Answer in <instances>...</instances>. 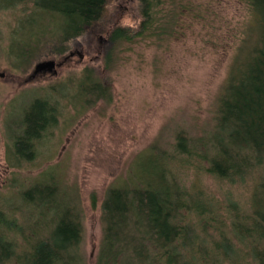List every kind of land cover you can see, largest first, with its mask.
Returning <instances> with one entry per match:
<instances>
[{
  "label": "trees",
  "instance_id": "obj_1",
  "mask_svg": "<svg viewBox=\"0 0 264 264\" xmlns=\"http://www.w3.org/2000/svg\"><path fill=\"white\" fill-rule=\"evenodd\" d=\"M109 1L0 0V9L27 6L12 33L15 59L24 63L41 52V45L63 52V43L89 27L104 31ZM136 1V27L108 28L106 69L118 44L151 37L158 28L170 32L185 6L183 0ZM166 1L169 7L157 17ZM240 1L247 4L248 32L228 57L210 121L201 136L176 129L168 144L171 152L156 151L154 145L139 156L131 173L110 183L101 203L102 236L94 264H244L247 256L253 264H264V0ZM55 88L77 111L113 98L109 82L92 67L84 68L73 85ZM61 98L35 97L22 110L10 134L11 165L35 157L38 141L57 122ZM187 158L197 160V169L229 183L250 178L249 202L243 205L227 193L226 214L221 216L222 203L209 200L201 188L194 183L188 187L178 176ZM28 181L10 203V219L0 211V264H89L81 249L82 211L76 195L49 172ZM91 204H96L94 195ZM16 210H27V217L20 220L13 215ZM38 223L45 224L41 233L24 232ZM17 236L25 244L20 245Z\"/></svg>",
  "mask_w": 264,
  "mask_h": 264
},
{
  "label": "rangeland",
  "instance_id": "obj_2",
  "mask_svg": "<svg viewBox=\"0 0 264 264\" xmlns=\"http://www.w3.org/2000/svg\"><path fill=\"white\" fill-rule=\"evenodd\" d=\"M183 1L184 8L175 9L176 14L177 10L181 13L178 11V23H172L170 32L158 28L151 37L118 44L107 69L103 58L108 45L90 40L86 32L63 43V52L41 45V52L24 63L18 62L10 49L11 39L17 18L28 12L27 6L0 9V211L8 219L10 203L15 202V194L28 180L45 172L57 175L65 191L78 199L83 224L81 249L86 261L94 264L102 236L101 203L110 183L131 173L139 156L154 145L159 147L156 151L171 152L168 144L176 129H191L194 136L202 135L225 80L228 57L248 32L250 16L245 1ZM168 7L167 1L160 4L162 11L157 17ZM103 18V35L113 24L136 27L140 20L137 1L110 0ZM79 41L81 58L70 53ZM44 61L52 63L51 68L34 74L37 63ZM86 67L95 68L109 82L113 98L77 111L55 87L73 85ZM47 96L61 98L57 122L38 141L35 157L14 167L10 164L11 131L33 98ZM196 161L187 158L178 176L188 187L194 183L201 188L209 200L222 203L221 216L226 214L223 196L227 193L243 205L249 202L253 186L250 178L245 183H229L197 169ZM92 195L96 197L95 206L91 204ZM27 213L16 210L13 215L21 220ZM38 224L25 227L24 232L41 233L45 224ZM16 239L20 245L25 244L20 236ZM243 263L253 264L249 256Z\"/></svg>",
  "mask_w": 264,
  "mask_h": 264
},
{
  "label": "flooded vegetation",
  "instance_id": "obj_3",
  "mask_svg": "<svg viewBox=\"0 0 264 264\" xmlns=\"http://www.w3.org/2000/svg\"><path fill=\"white\" fill-rule=\"evenodd\" d=\"M85 32L90 36V40H93V39L94 40H98V41L101 42L100 43L101 45H103V44L104 45H108L110 43L108 38H107L108 32L106 33L107 35H103L101 31H99V32L95 31L94 27H89ZM81 48H82L81 42L80 41L76 42L75 43V48L73 50H71L70 53H72V54L76 53L81 58L82 55H83L82 52L80 51ZM104 52H105V50H104ZM70 53H68L69 56H71ZM103 60H104V58H103ZM51 64L52 63L46 62V61H44V63H37V65L33 69L34 74L38 73L40 70L44 71L45 69H50L51 66H52Z\"/></svg>",
  "mask_w": 264,
  "mask_h": 264
}]
</instances>
